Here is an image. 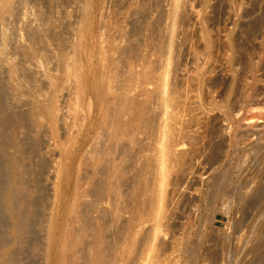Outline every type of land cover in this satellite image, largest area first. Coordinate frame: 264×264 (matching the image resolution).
I'll return each mask as SVG.
<instances>
[{
	"label": "rangeland",
	"instance_id": "rangeland-1",
	"mask_svg": "<svg viewBox=\"0 0 264 264\" xmlns=\"http://www.w3.org/2000/svg\"><path fill=\"white\" fill-rule=\"evenodd\" d=\"M178 1L179 7L172 15L170 10L173 9H171L173 0H103L105 3H102V0H87L89 3L88 20L86 26L83 27L86 42L82 48V61L88 65L87 69L86 66L84 68L85 77L87 80L91 78V69L97 62L100 45H103L101 49L104 48L103 50L106 51L105 48H108L111 42L119 44L122 48H136V51L139 49L140 52L137 53L148 57L153 66L155 65L153 69L151 66L154 72L149 68L152 72L149 70V73L145 74L146 76L140 74L134 79V87L129 93L137 94L139 99L146 97L143 93L144 89L152 90L156 83L160 84L164 81L163 73L168 72L167 89L170 92L172 103L165 110L166 116L160 110V96H154L152 99V109L155 114L154 118L151 117V129H146L147 134L139 136L141 138V140L139 138V142L143 149L141 154L144 153L143 155L147 154V156L154 154L159 143H163L165 139L161 137L163 131L160 130L166 129L167 132L169 131V138H171L169 141L171 140L175 149L182 148L181 151L192 156L188 160L189 162L185 163L184 167L188 165L185 171L177 170L176 172L174 168L171 169V173L169 172L165 179L167 184L162 186V188L166 187V190L163 189L166 196L163 204L165 201L169 204L165 208L168 210L167 213L171 212L172 219L160 221L161 224L164 223L159 235L161 239L158 236L159 240L157 239L155 245L162 246L164 244L161 248L169 251L165 252L161 248L159 249L160 246H157L159 251H156L155 248L154 252L156 251L159 255L163 251V257L167 258L165 261H169V264H192L189 255L184 256L177 250H171L175 243L184 240V242H189L188 246L185 245L187 249L198 252L196 255V260H198H195V264H264V237L261 244L257 243L259 232H264V159H261L264 158V0ZM79 3H81L80 0H15L9 12L2 13L0 10L1 247H6L5 227L8 222L5 214H2L4 206L1 200L8 191V183L10 184V178L7 175L8 160L4 156H7L6 153L11 155L13 151L15 152L12 148V150L8 148L7 151V146L2 145L7 129H10V126L5 127L2 121L6 118L5 116L17 115L19 109V115L24 116V125L19 129L21 134H19V139L26 147L23 146L26 150L22 160L23 166L28 169L33 167L35 175H37L36 178L29 173V175L27 174L28 178L27 175L25 176V179H28L27 186L32 191L34 190L36 198L34 203L38 202V204L36 203L38 207L35 204L36 207L34 206L33 210L37 211V213L35 212L37 219L35 220L36 217L33 215L34 219L31 224L35 227H31V236L35 234V237H30L32 242L29 245H31L16 255L14 264H41L42 246L45 245L42 244L45 241L43 230H46V221L49 215L47 213H50L53 201L52 186L55 180L54 168L57 164L55 162L62 164L60 166V185L63 190L58 201V205L62 208L69 201L76 179L74 171L67 172L63 167L65 162L58 158L49 129L42 130V133L38 135L39 142L36 143L34 151L29 152L33 147L32 140L35 133L26 114L33 106L29 97L36 95L31 98L37 96L40 98L41 95L44 97L46 94H50L48 80L52 77L63 76L61 74L64 71L61 65L69 63L75 29L82 25ZM98 11L103 14L99 15ZM104 24L112 27L106 28L107 26ZM120 25L123 27L124 36H121L117 30ZM113 26L115 27L113 28ZM36 29L42 30L41 32L44 34L41 39H37L36 45H32L33 31ZM73 31L74 33H72ZM170 32H173L174 35H171ZM54 34L56 37L53 36ZM169 35L170 39L173 36L171 43L174 47L171 45L170 39L167 44ZM112 39L113 41H111ZM143 39H149L151 45L147 44V48H145L147 40ZM150 42L148 41V43ZM30 45L36 50V55L33 58H29L18 50ZM168 45L172 47L168 49ZM154 48H157L161 54L157 49H155L156 53L153 52ZM155 54L160 56L157 57ZM60 55L65 57L64 60L62 59L63 61H61ZM140 59L134 63V69L137 72H141L148 62V60L143 62ZM8 63L15 64L16 74L15 72L9 73ZM151 63L150 65H152ZM71 84V81L67 82L68 91H63V95L59 97L61 106H59V112L62 115V120L65 117L68 118V120L65 119L66 122L70 120L66 107L69 105V99L73 97L74 91L73 88L72 93L70 91L73 87ZM17 96L20 99L16 103ZM92 98H88L92 108L88 115L87 125L82 129L80 135L76 136L74 144L76 157L85 152V148L89 149L87 145L95 136L99 115L96 111V103ZM26 104L32 105L26 106ZM12 109L17 111L14 112ZM9 110L14 113L7 112ZM164 119L167 120L166 126L163 124ZM13 129L14 125L11 127L12 131ZM31 130L33 134H31ZM61 131L62 129L60 133H62ZM24 137L26 138L24 139ZM27 139L28 141H26ZM167 140L168 138L165 142ZM257 148L259 151L256 150ZM115 154H117L116 157L119 156V151ZM126 162L124 165L129 172L131 164L129 161V163ZM240 166L242 167L240 168ZM188 167L192 169L190 170ZM233 167L235 170L233 169L231 174L230 171ZM129 174L131 173L129 172ZM129 174L127 173L128 176ZM30 175L35 182L32 181ZM236 189L239 191L237 192ZM126 190H131L130 179H127L121 188L123 192ZM258 190H261L263 194ZM247 191L250 192L247 193ZM255 194L258 197L261 195L260 199L255 197ZM234 207L236 210L233 209ZM169 220L171 223H167V221L170 222ZM153 222L149 221L151 225L146 223L145 229L153 226L156 221ZM33 223L37 225L34 226ZM121 223L120 225H122ZM120 225L111 232H115V229ZM202 233L205 234L201 236ZM163 236H167V240ZM169 238L171 239L169 240ZM173 238H176V241ZM138 239L132 245L133 247L126 245L127 253H129L126 255L127 261H129L128 257L131 253V261L136 258L140 247L141 254L147 253L146 250L149 252L147 256L154 254L152 251L150 254L149 248L142 247V241L140 242ZM140 239L142 240V238ZM172 240H174L173 243ZM2 241L5 242L2 244ZM168 241L171 242L167 243ZM123 246L125 247V244ZM165 246L166 248H164ZM173 247L175 248V246ZM254 247H257L256 251ZM131 250H134L135 255ZM145 255L144 257H146ZM126 258L123 264H130Z\"/></svg>",
	"mask_w": 264,
	"mask_h": 264
},
{
	"label": "bare ground",
	"instance_id": "bare-ground-1",
	"mask_svg": "<svg viewBox=\"0 0 264 264\" xmlns=\"http://www.w3.org/2000/svg\"><path fill=\"white\" fill-rule=\"evenodd\" d=\"M14 1L15 0H0L1 12L2 13L9 12L11 10V6H13ZM80 2L81 3L79 4L81 5V7L79 8L80 10L79 12L81 13L80 21L82 25L78 24V25H81V27L78 26L79 28L75 29V33L74 31L72 32L75 35L74 41H72L73 44H71L72 45L71 46L72 55L70 54L71 56L68 59L69 63H63L61 65L64 71L63 74H61L63 76L57 77L56 75L57 78H54L51 76L52 79L48 80V84L50 86L49 92L51 91L50 94L47 95L45 93L46 96L42 97L43 95L39 93L41 95L40 98L38 96L35 98H31V96L33 95L29 97L31 99L30 100L31 103H33V106H32V109L30 108L31 109L30 112L28 111L29 113L27 112L28 114H26L28 116V120L31 124V127L34 129V133H35V135H33L34 137L32 140L33 147L31 151L29 152L34 151L36 147V143L39 142L38 135L42 133V130H44V128L49 129V134L51 133L50 137L53 141L55 152L57 153V156L60 159V161L63 160L65 162V164L63 165V167H65L64 169L67 172L70 170L74 171V173L76 174V179H75V182L72 188V194L66 206L62 208V206L58 205V201L61 198V193L63 190L62 185H60V178H61L60 166L62 164L61 162L59 163L55 162V164L56 163L57 164L55 165V168H54L55 169L54 170L55 180L52 186L53 201L51 202L52 204H51L50 213H47L49 215L46 221L47 222L46 230L45 231L43 230V232H45V234H43L45 235V238L43 237L45 240L44 241L45 243L43 242L42 244H45V245H43L44 247L42 246L43 249L40 248L42 249V252L40 251L41 260H42L41 264H123V262L125 261V258L127 257L126 255L129 254L127 253L128 247L126 249V245L129 247L134 245V242L136 241L137 238H139L138 241L140 242L142 241V244H143L142 247H145V249L146 247L147 249L149 248L150 254L154 252V250L157 249V246L158 247L160 246L159 247L160 249L164 245L163 243H162L163 244L162 246L159 244L155 245L158 239V236L160 235V232H162L161 228L164 224V223L161 224L160 221L162 219H168V218L172 219V215L170 214L171 212L167 213L168 210L167 208H165L166 205L168 204L167 201H165L164 203L165 205L163 204L164 199H166L163 189L166 190V187L162 188V186L164 187L165 184H167L165 182V179L169 175V172L171 169L174 168L176 172L177 170L179 172L185 171L188 165L186 167L184 166L187 164V161L191 159L190 157L192 155L189 156L187 153L181 151L182 148H179L178 146H177L178 149H175V147L171 144V140L169 141V139L171 138H169V135H168L169 131L167 132L166 129L160 130V131H163V134H162L163 136L161 135V137H164L165 139L163 143L161 144L159 143V146L154 150L155 153L152 155L148 154V156L147 154L143 155L144 153L141 154L143 149L139 142V138H140L139 136L140 134L141 135L147 134L146 129L148 128L151 129V126H152L151 117H153V115L155 114V111H153L152 109V101H153L152 99H154V96H157V95L160 96L161 113L164 112L163 115L167 116V113L165 110L167 109L168 105L172 103V98H171V95L169 94L170 92H168V89H167L168 88V83L166 80V77L168 74L167 71L163 73V79H164L163 82H161L160 84L156 83L155 87L152 90H149V89L143 90V93L146 95L145 98L139 99L137 94L132 95V93L131 94L129 93V91L131 92L132 88L134 87L135 77L140 74L147 75L149 73V70L151 69V66H153L151 61L148 60V57L146 56L144 57L143 55L141 54L139 55V53H137L139 49L136 51L135 50L136 48L135 49L126 48V47L122 48L120 47L119 44L115 42H111L110 44L108 43L109 44L108 48H105L106 49L105 51L103 50L104 49L103 47H102L103 49H101V46L103 45H100L99 47L100 49L97 52L98 53L97 62L91 69V73H92L91 78L89 80L86 79L85 77L86 72L84 71V68L86 66V69H87L88 65L86 64V62L82 61V52H83L82 48L86 42V38L84 37L85 32L83 30V27H85L87 24L88 13H89V7H88L89 3H87V0L85 1L80 0ZM102 3H105V2H103L102 0ZM179 4L180 3L178 0H173V5L171 7V9L173 8L172 9L173 12L170 10V14L176 12L175 10L178 9ZM140 9L142 11V8ZM102 10L104 11L105 7ZM102 12L98 11L99 15ZM105 26H107L106 28L112 27L107 24ZM114 27L115 26H113V28ZM117 30L121 36H124L123 27L121 25L119 26V28H117ZM146 30H147V27H146ZM41 31L38 29L33 31L34 36H32V40H31L32 45L37 44L36 42L38 38L41 39V36L44 34ZM171 35H174L173 32L171 33ZM53 36L56 37L55 34ZM171 37L173 39V36ZM169 39H170V35H169L167 44H169ZM172 39H170V43L172 42L171 41ZM111 41H113V39ZM148 41L150 42V40L148 39L146 41L147 42L146 45L143 44L145 45V48H147L146 47L147 44L151 45V42L148 43ZM32 45H30L29 47L28 46L24 47V48L18 47L19 48L18 50L22 54L28 56L29 58H33L36 55V52H35L36 50ZM171 45L173 46L172 43ZM171 45L170 47L168 45V49L172 47ZM156 47L159 48L158 46ZM148 48L150 49V47ZM157 48H154L153 52H155L156 51L155 49ZM159 50L161 49L159 48ZM159 50L157 49L158 52H160ZM141 53H144V52H141ZM64 58L65 57L63 55H60L61 61H63ZM138 59L142 60L143 62L148 60V62H146L147 65L146 66L143 65L145 68L142 67L143 70L140 69L142 70L141 72H137L134 69L135 67L134 63ZM149 62L152 65H150ZM14 65L15 64L13 63H8L7 68L10 74H13L16 71V66ZM154 66L152 67V69L154 68ZM152 71L154 72V70ZM69 81H71L72 82L71 85H73V87H71L70 89L71 93H72V88L74 91L72 93L73 97L71 96V94H69L72 98L69 99L70 102L66 108L68 110V117L70 120L69 122L68 121L66 122L65 119L67 117H65L64 120H62V115H60V112H59L60 111L59 97L60 95L61 96L63 95L62 94L63 91L66 92L65 90H67L68 88L67 82ZM15 92H17L16 89H15ZM18 97L19 96L15 98L16 103H17V100L20 99V98L18 99ZM91 97H93L92 99H94L96 103V106H97L96 111L98 112V115H99L96 132H95V136H93L94 139L91 140L89 145H87V147L89 146V149L85 148V152H83L79 156L77 155L76 157V154L74 153V147H75L74 144L76 143L75 141L76 136L80 135L82 129L87 125V120L89 118L88 115L92 108L88 98H91ZM20 104H18V106H20ZM31 105L32 104L30 105L26 104V106H31ZM10 110L7 112H11ZM13 111L11 113L16 112L17 110L14 112ZM19 111H17L18 112V114L16 113L17 115L11 114V115H8V117L5 116L6 118L2 121L3 125L5 127L10 126V129H7V132H6V129L4 127L6 135H5V138H3L2 140L4 143L3 144L1 143V144L4 146H7V151H8V148L10 149L12 148L15 150V152L13 151L14 154L12 152L13 155L9 152L11 155L6 153L7 156H4L5 158L7 157V160H8L7 161L8 162V168H7L8 174L7 175L10 178V184L8 183V180H9L8 179L7 180V183L9 185L8 191H6L3 198L1 197L2 198L1 201L4 206L3 208L4 213L2 214L3 215L5 214L4 216H6V219L8 222L6 221L7 222L6 223L7 226L5 227L6 231L4 230L6 232L5 234L6 242L5 241L1 242L2 244L3 242H5L6 247L0 246V264H14L16 255L22 252L24 249H26L27 246L29 247L31 245V244L29 245V243L32 242L31 238H33V236L35 235V234L34 235L32 234L33 236H31V227H33L31 226V224H32V220L34 219L33 215H35V217L37 215L36 214L37 211H35L36 212L35 213L33 210H34L35 204L36 203L38 204V202L34 203V201H36V198L33 192L34 190L32 191L31 188L27 186L28 179L26 180L25 176L28 173L31 174L33 177L35 176L37 177V175H35V171L33 170V167L32 169H30L31 167L28 169L23 166L24 162L22 160L25 157L24 155L26 153V150H25L26 147L22 145V140L20 141L19 139L20 138L19 129L22 128L24 125V116L22 117V115H19ZM62 111H61V114H62ZM66 120H68V118ZM163 124L166 126L167 120L164 119ZM13 125H14V129L12 131L11 127ZM61 129H62L61 131L62 133H60ZM26 133L27 132L25 131V134ZM31 134H33V132ZM23 136H24V133H23ZM27 137L29 136L27 135ZM25 138L26 137H24V139ZM166 138H168L167 142H165ZM26 141H28V139ZM258 148L256 150H258ZM120 149L122 151L121 154H120L121 152ZM118 151H119V156L116 157L117 154L115 153ZM258 151H255V152H258ZM261 159H264V158H261ZM125 161L127 162L129 161L131 164L129 167L131 169L129 170L131 174H129V172L126 170V166L124 165ZM219 161L221 160L219 159ZM241 167L242 166H240V168ZM191 169L192 168H190V170ZM233 169L235 170V167L231 169L230 171L231 174H232ZM82 173L85 176L80 175ZM127 173L129 174V176L127 175ZM28 175H27V178H28ZM31 175L30 177L32 178V181H33L34 178ZM127 179L131 180V190H126L123 192L121 191V188L123 186V183ZM62 180H63V177H62ZM33 182H35V180ZM258 191L260 193L262 192L261 190H258ZM249 192L247 191V193ZM256 194H255V197H258L256 196ZM261 194H263V192ZM240 198L242 199V196H240ZM233 209H235V207ZM168 214H170L171 217ZM36 219L37 217L35 218V220ZM149 221L150 222L156 221V222L154 225L152 224L153 226H151L150 228L145 229V225L146 223H149ZM120 223L122 225H120ZM167 223H171V221L170 222L167 221ZM33 225L36 226L37 224L35 225L33 223ZM118 225H120V227L115 229V232H111ZM149 225L151 224L149 223ZM169 225L170 224H168V226ZM164 226H165V232H166V224ZM263 230H264V227H263ZM167 233H165V235H167ZM205 233H202L201 236ZM166 237L167 236H165L164 238L166 239ZM263 237H264V232L262 231L259 232L258 242H257L258 244H261L263 242ZM3 238L5 239L4 236ZM140 238H142V240ZM176 238H173V239H175L176 241ZM170 239L171 238H169V240ZM173 241L174 240H172V243ZM170 242L168 241L167 243H170ZM123 244H125V247L123 246ZM175 244L173 245L175 246V248L172 246L171 250L173 249L174 251L177 250L184 256L189 255L190 256L189 260L191 261L192 264H195L196 255L198 254V252H195V250H189L185 247L186 244L188 246L189 242L188 241L184 242L183 240L180 242L178 241ZM164 248H166V246ZM254 248L256 251L257 247H254ZM140 249L141 247L139 248V250L137 249L139 254H141ZM159 249H157L156 251H159ZM161 249L164 250L163 248ZM146 251L149 254L148 250ZM155 252L154 254L152 253L153 255L151 254L149 256H147V253L145 252L143 253H145L146 255L142 253L143 256L141 254L138 257L139 254H137L135 259L132 258L133 259L132 261H131V257H132L131 256L132 253H131V255H129V257L130 256L131 257L130 258L128 257L129 261H127V258H126V261L130 262V264H163L164 261L167 259L163 257L164 252L163 251H162L163 253L161 252L163 254L162 256L160 255L161 253L158 255L157 252L156 253ZM144 255L146 257H144ZM209 259L211 258L209 257ZM166 262L167 261H165V264ZM168 262L167 264L170 263ZM174 263L176 262L174 261Z\"/></svg>",
	"mask_w": 264,
	"mask_h": 264
}]
</instances>
